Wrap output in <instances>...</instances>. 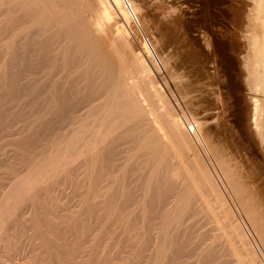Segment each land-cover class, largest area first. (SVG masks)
<instances>
[{
	"label": "bare ground",
	"instance_id": "1",
	"mask_svg": "<svg viewBox=\"0 0 264 264\" xmlns=\"http://www.w3.org/2000/svg\"><path fill=\"white\" fill-rule=\"evenodd\" d=\"M254 2L255 9L250 16L242 7L235 32L230 26L227 28L224 15L221 22L226 23V28L219 21L225 29L216 32L215 28L214 32L211 29L215 25L210 29L209 23L213 18L208 11L211 0H0V87L5 86V94L12 102L40 104L39 111L36 110L38 113L34 110L36 115L40 118L50 116L54 122L50 145L46 146L49 150L44 149L48 153L43 150L45 155L36 160L37 164L35 162L24 177L12 183L0 202V228L12 214L25 216L22 212L24 196L30 194L31 188L33 191L44 178L50 180L48 177L59 173L55 177L56 182L57 177H66L65 183L71 189H81V192L74 189V194L84 193V199L90 200L94 192L98 194L101 190V197L122 201L121 205L115 201L120 209L118 206L114 209L110 207L113 209H109L111 213L108 211L110 217L116 216L113 212L119 209L121 215L141 218L140 228L137 225L136 229L142 239L137 233L134 235L136 239L129 233L135 242L130 235L128 237L132 240H129L130 243H138L133 244L136 249L139 243L144 245V241L147 248L150 245L149 249H154L155 262L152 264H165V259L166 264H190V255H195L196 258L193 257L197 261L192 262L197 264H264V194L261 197L259 191L255 192L248 185L253 181L250 183L243 179L238 168L240 164H235L236 160L232 162L237 155L232 153V157L228 154L231 151L225 152L224 148L228 149L229 145L224 147L225 140L217 137L218 127L212 125L219 113L209 111L212 106L207 108L213 102V99L210 100L212 96L225 104L226 108L222 106L219 111L226 110L225 115L227 113L232 89L236 87L231 73L235 62L234 55L230 53L233 50L241 69L244 68L242 72L245 70L246 74L242 80L247 87L253 135L264 148V0ZM209 10L212 11L211 8ZM131 12L138 20L139 30L144 32L146 29L150 33L160 59V68L149 60L142 43L134 42L132 35L137 34V28L134 27ZM245 40L248 44L246 54L243 52ZM175 54L178 64L189 68V62L190 70H185L195 73V79L190 78L194 83L188 80L186 83L183 81L186 85L181 84V80L178 82L180 87L183 85L185 88L195 84L199 93H203L200 96L197 94L200 97L197 98L203 101L202 107L206 106L202 117V114L198 116L199 111H195L199 101L195 100L196 104H192V100L189 103L190 98L186 104H191L187 108L191 112L178 105L180 98L173 101L177 107L174 108L166 96L170 91L166 89L165 95L156 79V75L167 72L169 60ZM184 75H188L186 79L191 76ZM214 84L219 87H213ZM193 90L192 94L196 93ZM207 94L211 96L207 97ZM180 110L187 111L194 118L207 154L199 149L185 130L179 118ZM204 159L208 165L217 168L214 170L221 174L222 184L215 180H221L219 176L214 179ZM246 169L251 170L250 167ZM82 182L85 186L99 188L92 192L87 187L92 192L89 194L83 184L82 188H76ZM55 183L53 181L52 184ZM96 183L104 185L100 189ZM229 193L249 221L258 244L248 238V232L242 227L245 222L241 225L237 217L240 212L236 214L237 208L233 206L236 212L232 208L234 204L231 203L235 201L230 200ZM33 195L26 199H32ZM82 197L80 200L83 202H91L88 199L84 201ZM89 203L86 205L89 206ZM34 211L35 208V214ZM109 219L112 220L107 216ZM108 221L104 224L113 226L112 221H109L111 224ZM205 224L209 227L204 229ZM202 241L204 245L201 246ZM192 242L194 245L189 247ZM199 244L201 248L198 249ZM146 245L143 246L145 251ZM187 256L190 257L185 263L183 260Z\"/></svg>",
	"mask_w": 264,
	"mask_h": 264
},
{
	"label": "rangeland",
	"instance_id": "2",
	"mask_svg": "<svg viewBox=\"0 0 264 264\" xmlns=\"http://www.w3.org/2000/svg\"><path fill=\"white\" fill-rule=\"evenodd\" d=\"M211 1H212V4L211 3H210L211 5L209 4L208 11H210V16L213 18L210 17L211 19L209 20V23L211 22L210 29L215 25L211 29L212 31L214 30V32L216 29L218 30L216 32H219V31H221L222 28H223L222 29V31H223L226 28V26H227V28L230 26L229 28L231 30L233 29L232 31L235 32L236 31L235 28H236V26H238L239 20H240L239 14H241V12L243 10L242 7H244L245 12L247 13L248 16L251 15L252 9H255L254 8L255 7V2H254L255 0H211ZM213 2H215V3H213ZM213 4H214L215 8H214ZM216 5H218V6L216 7ZM209 8H211L213 12L211 10H209ZM240 8H241V10H240ZM213 9L214 10L218 9V10H216L214 12ZM221 9H224V10H221ZM223 11H224V13H223ZM227 11H229V13H228L229 15L227 14ZM213 13H215L216 15L214 14V16H212ZM222 15H224L225 18ZM214 17L217 19H215ZM222 17H223V19L226 20V21L225 20L224 21L227 22V24L224 23V24H226V26L224 24H222V22H223ZM214 20H215V22L218 21V23H215ZM219 21L220 22L222 21L221 25H223L225 28L223 26L221 27V25L219 24ZM145 31H146V29H145ZM145 33H148L147 35L150 37V35H149L150 33L148 31H146ZM248 34H249V30L246 32V35H248ZM132 38H133L134 42L137 43V40L134 39V37H132ZM243 52H244V54H246L248 52V44H247L246 40H245V46L243 47ZM230 53H231V55H234L232 57H233V62L234 61L235 62H234V65L232 67L233 69H232L231 73H232V82L234 83V85H236V87H234V89H232L233 91L231 90L232 96H230L231 98H229L227 113L225 115L226 110L222 111V112L219 111V109H222V106L225 107V104L221 101L219 102V100L214 99L210 94L209 95L207 94V97L211 96L210 100L213 99L212 100L213 102L210 103L211 105L209 104L208 105L209 107H207V108H210L212 106L211 110L210 109H208V110L219 113L218 118H216L214 121H212V125L213 126L216 125L219 129V135L217 136V137H219L218 139L221 138L222 141L227 140L226 142L225 141L223 142V144L224 143L226 144V145H224V147H227L228 145L231 146V147L228 146V149L224 148V149H226L225 152L227 153L228 151H231L230 153L228 152V154H230L232 157H233L232 153H234L235 156L237 155L236 158L231 157L232 162H234L233 160H236V162H234V163L237 164V162H238V164H240V167L238 165V168L241 169L240 172L243 176V179L246 180V182H248V181L252 182L253 181L252 183L250 182L252 185L251 184H248V185H250V187L255 192L259 191L258 194L261 197H263L262 195L264 194L263 193L264 192V178H263L264 177V148H262L260 143L259 144L257 143L258 141H257V139L255 140L256 137L253 135V131H252V125H251V119L252 118H251V112H250L251 107L249 108L250 103L246 98L247 94H248V92L246 90L247 87H245L246 84L244 85L243 80H242V78L246 77L245 70H243V72H242V69H244V68L242 67V69H241L239 59H238L235 51L231 50ZM177 54H175L176 56L173 55L174 58L172 57L169 60V65H168L169 69L167 70V72L161 73V75H163L164 73L165 74L167 73L166 74L167 76H164L165 74L163 75L164 77L161 75H156V73L154 72L155 75L157 76L156 79L158 80V83H160L159 84L160 87L161 88L163 87L164 90L163 89L162 90H163L165 95L167 94L168 91H170V93L168 92V94L166 96H167V99H169L170 103L174 106V108H177V107L173 101H175V100L178 101V99L180 98L179 102H177V101L176 102L178 103L179 106L181 105L180 107L187 109L191 105V104H188V106H187V104H186L188 101L187 99L190 98L189 103L192 100V104H196V103L198 104V105L196 104V106L195 105L194 106H195V108H198L195 111L196 112L199 111L198 116H200L202 114V112L204 114V112H205L204 108L206 107V106H204V108H203L202 107L203 101H200L198 99V98H200V97H198V95L200 96V94H203V93H201V92L199 93V90L197 89L196 85L193 84L194 82L192 80L195 79V73L192 71H190V73L188 72L190 70L191 64L188 62L189 68L181 65L180 63L178 64L177 62H179V59H176V58H178ZM176 60H178V61H176ZM183 67H184V69H183ZM174 68H178L179 71L176 72L177 69H174ZM181 69H183V70H181ZM185 69H187L188 71H186ZM170 70H171V72H170ZM184 71L188 72V73H184ZM178 72H180L181 74H182V72L184 74H190L191 76H189V79L188 78L186 79V77L188 75L187 76H185L184 74L180 75ZM191 72L193 73V75ZM169 73H170V75H169ZM183 76H185V77H183ZM171 77H173V78H171ZM192 77H193V79L191 80L190 78H192ZM183 78H184V80H183ZM159 80H161L162 82ZM165 80H166V82L164 83ZM174 80L175 81L177 80V81L175 82ZM178 80H181V81H179L180 83L183 81H185V83H186L187 80L189 81V83L193 82L192 84L194 85V87L190 86V85L189 86L187 85L186 88L183 85H181V87H180V83L178 82ZM172 81H174L175 83ZM0 83H1L0 85H2V82H0ZM163 83H164V85H163ZM176 83L179 84V86L177 84V86L179 88L177 86H175ZM183 83H181V84H183ZM185 83H184V85H186ZM238 83H239V85H238ZM171 85H173V86H171ZM174 86H175V88L176 87L177 88L175 89ZM216 86L219 87L218 84L213 85V87H215V88H216ZM167 87H169V88H167ZM190 87L191 88L193 87L192 89H194L193 91L196 92V93H194L196 96H194V94H192L193 92L191 91L192 89H189ZM1 88H2V90H1ZM181 88L183 90H181ZM173 89H174V91H173ZM177 89H179V90H177ZM185 89H188V90H185ZM175 90L177 92H175ZM189 90H190V92H189ZM171 91H173V93H171ZM186 91H188L189 93H187ZM185 92L187 93V96H186ZM5 93H7L5 86H1L0 87V113H1L0 114V202L4 198L5 194L10 190L11 186L15 183V181L16 180L18 181L22 177H24V175L27 174V172H29L31 167L35 166L33 164L35 162H36L35 164H37L38 158L40 159L43 157V155H45L43 153L48 149V147H46V146L50 145L52 128L54 125V122L52 123L50 116H48L47 118H45V117L40 118L39 115H36L38 113L37 111H39V109H37V108H39V106H41L40 104L38 106L35 103H30V102H29L30 104L25 103L27 105H25L24 103L16 102V101L12 102L13 100H10L9 95H7ZM174 93H175V95H174ZM182 93H183V95H182ZM188 94H190L191 96ZM168 95H170V96H168ZM172 96H174L173 97L174 100H173V98H171ZM181 96H182V98H181ZM193 97H195L196 99ZM181 99H183V100H181ZM195 100L199 101V103L198 102L195 103ZM214 100L217 102H215ZM181 102H182V104H181ZM183 102H184V104H183ZM200 104H202V105L200 106ZM219 104H221V105H219ZM218 105H219V107H217ZM231 105H232V107H231ZM214 106H216L215 109H214ZM199 108H201L202 110H199ZM212 108H213V110H212ZM34 110L35 111L37 110L36 111L37 113H35ZM31 111H33V114ZM189 112H191V111H189ZM203 114L200 117H202ZM222 114H223V116H222ZM35 116L37 118L36 119L37 121L34 120ZM38 116H39V119H38ZM30 122H32V123H30ZM41 123L43 125H41ZM214 123H216V124H214ZM228 123H229V126H228ZM29 124L30 125L32 124V126L30 127ZM33 125H34V127H33ZM227 126L229 128H227ZM4 128H5V130H3ZM230 128H231V130H229ZM223 132H224V134H223ZM234 132H235V135H234ZM225 133H227L228 135ZM235 141H236V143H235ZM235 145L236 146L238 145V146L236 147ZM44 149H46V150H44ZM233 149L234 150L236 149V150L233 151ZM43 150H44V152H43ZM241 152L244 153L245 155L242 156L243 154ZM200 153H202V152L200 151ZM247 156H248V158H247ZM204 161L208 165V161L206 159H204ZM247 161L251 164V166H248L249 163ZM254 161L257 163H255ZM257 164H259V165H257ZM212 166H213L212 164L208 165L210 170H212L211 172H213L212 174L214 176V179L217 176H219L221 180H219V179H215V180L218 182V184H220L219 182L221 181V184H222L223 180H222L221 174L217 170L216 171L214 170V169H217L215 166H214V168ZM255 166L258 168L256 169ZM245 167L246 168L250 167L251 170H253V168H254L255 170L251 172V170L246 169ZM251 167H253V168H251ZM244 169L246 171H244ZM242 171L245 173V175H244V173H242ZM255 171H256V173H255ZM249 172L251 174H249ZM246 174L249 176H247ZM253 174L255 177L257 176L256 177L257 179L253 176ZM58 175H59V173L56 176H58ZM60 175H61V173H60ZM56 176L48 177V178H50V180L46 178L47 181L44 178L42 180V182H39V184L36 183L39 186L35 184L37 186V188L35 186V189L33 191H32L33 188H31V191H29L30 194H26L24 196V198L25 197L27 198L28 196H30V198H31L32 197L31 195H33V193H34L33 198H35V199L28 198V200L25 198L23 201L24 202L23 208H22V201L20 202L21 206H20V204H19V206L22 208V212H24L23 215L25 214V216L20 217V216H22V215H20L19 216L20 218H19L18 216L17 217L15 216L16 214H12V217L10 216L11 218L7 219V222L5 221L7 224L5 223L6 224L5 225L3 223L2 228H0V233H1L0 234V264H74L76 262L74 260H77V262H76L77 264H152L155 262L154 249H152V247H151L150 249H152V250H150L149 249L150 245L147 248V245L145 244L144 240H142V242L144 241V245H143V243H139L140 246H138L139 248H137V249H136V247H137L136 245H138V243H132V242H131L132 244L130 243V241H132L134 238L136 239V237L134 236L135 233H137L136 234L137 236H138V234L140 235V232L138 233L137 232L138 229H136V228L138 226H139L138 228H140L141 220H139V219H141V218H137L135 215L134 216L136 218H134V216H132V215L130 216L131 217L130 218V217L126 216L124 213H123V215H121L119 212H122V211L119 210L120 206H118V205L119 204L121 205L120 202H122V201L118 202L119 199L115 200L118 203V205H116V203L113 199V201L115 203V205H114V203H112L113 201L110 200L109 197L105 198V197H101L102 195L100 196L101 190L98 191L99 192L98 193L99 198H98L97 197L98 194H96V192H94V190L97 191L99 188L98 187L96 189V186H94L95 181L93 182L94 185H92L91 187L85 186L86 184L84 185V183L82 182L76 188H78L79 186L82 188V186L84 185V187H86V189L89 192L91 190H89L87 187H89L92 190L94 189L92 192H94L95 194L94 193L93 194L96 196L95 197L92 194V196L90 197V200H89V198H87L88 201H91L90 203L87 202V203H89L88 204L89 206H87L86 205L87 203L83 202V200H80V198L83 195L85 196V194L83 193L84 188L82 189L83 195L81 193H79L80 195H82L81 197H79L78 196L79 194H77V193H76L77 197H74L76 195V194H74L76 192L75 190H77V189H75V188H74L75 190L71 189V186H69L65 183V182H67L65 180L66 177L64 178V177L60 176L64 180L60 177H59L60 179L57 177V179L59 181L61 180V182L59 183L58 180L56 182V180H55ZM246 176H247V178H246ZM219 177H217V178H219ZM249 177L251 178V180H249L250 179ZM260 177H262V178H260ZM258 178L262 179L263 183ZM52 179H54V180H52ZM258 180H260L261 183ZM50 181H51V184H50ZM53 181H54V183L56 182L60 185L57 186L56 183H55V185H53L52 184ZM86 183H88L87 185H89V182H86ZM63 184H64V186H63ZM96 184L100 186V189H101V186L104 185L103 183L101 185L99 183H96ZM256 184H259V186H257ZM40 185H41V187H40ZM68 186L70 188H68ZM93 186H94V188H92ZM257 187H259V188H257ZM70 189L72 190L71 194H74V196L70 194V192H71ZM73 190H74V192H73ZM79 190H81V189H79ZM79 190H77V192ZM103 190H105V189H103ZM103 190H102V193L104 192ZM34 191H36V192H34ZM86 191H85V193H86ZM227 191H229V190L227 189ZM79 192H81V191H79ZM92 192H90L89 194H91ZM84 196L82 197L83 199H84ZM93 196H94V198H92ZM229 196H230V198H232L230 200H232L234 202L235 199H233L231 193H229ZM85 199H84V201H85ZM87 199H86V201H87ZM91 199H93V200H91ZM263 201H264V199H263ZM263 201H261V202L263 203ZM235 203H236V201L234 203H231V205L234 204V205H232V208L234 209L235 212H236V209L233 206H235L237 208L238 211L236 212V214L239 212L241 213V214L239 213L240 215L237 214V217H239L238 219H239L240 223L242 222L241 225L244 222H245L244 225L245 226L247 225L248 229H247V227L245 228V226H242V227L245 229L246 232L249 233V235H248V233H246L248 238L253 240L254 243L257 242L256 244H258V241H256L257 238L254 235V232L251 231L252 227L251 226H250L251 228L249 227V225H250L249 221L246 220L247 219L246 216H243L242 211L239 210L237 203H236V205H235ZM103 204H104V207H102ZM32 205H34V207ZM111 206H112V208L116 207V206H118L117 208H119L117 212H113V213H116V216L115 215H114V217L112 216L113 218L109 216V213H111L109 209H111V211L114 209V208L113 209L110 208ZM34 208H35L34 212H36L35 214L33 213ZM93 208L96 209L97 211L96 210L93 211ZM104 208H105V210H104ZM90 209H91V211H90ZM115 210H117V209L115 208ZM108 211H109V213H108ZM113 213H112V215H113ZM241 215H242V217H241ZM107 216H108V218L112 219L111 221H112L113 226H110V225L108 226L107 223L104 224L105 221L106 222L108 221ZM22 218H24V219H22ZM101 218H102V220H101ZM114 218H116V219H114ZM8 220H9V222H8ZM109 221H110V219H109ZM109 221H108V224H111L110 223L111 221L110 222ZM38 225H39V227H38ZM125 226H126V228H125ZM207 226L209 227L208 224L207 225L205 224L203 226V228L204 227L207 228ZM113 228H115V229H113ZM203 228H201V230ZM104 229H105V231H104ZM127 229H129L130 231ZM197 230L200 231V229H197ZM81 231H82V233H81ZM3 233H4V235H3ZM83 233H84V235H83ZM129 233L132 234L134 238H132V236ZM250 234H251V237H250ZM128 235H130L132 240L130 239V237H128ZM97 237H98V239H97ZM79 238L81 240H79ZM139 238L142 239L141 236ZM134 240H133V242H135ZM93 242H94V244H92ZM138 242H141V240H139ZM64 243H65V245H64ZM254 243H253V245H254ZM133 244H136V245L133 246ZM192 244L194 245V243L192 242L191 244H189V247ZM145 245H146V249H147L146 251L144 250ZM202 245H204L203 241H202L201 246ZM141 248L143 251L141 250ZM199 248H201L200 244L198 245V249ZM141 251L143 252L144 256H142L143 254ZM167 256H168V254H166V257ZM190 256H191V258L188 259ZM190 256H187L185 258L183 257L184 260L183 259L182 260L185 263L188 262V261H185L186 258L188 260L192 259L193 261L194 260L197 261V259H195L196 258L195 255H193L195 258L192 255H190ZM72 257L73 258L75 257V258L73 259ZM71 258H72V260H71ZM192 260H191V262H189L190 264H197L196 262L193 263ZM164 263L166 264V259H165ZM157 264H162V263L159 262Z\"/></svg>",
	"mask_w": 264,
	"mask_h": 264
},
{
	"label": "built area",
	"instance_id": "3",
	"mask_svg": "<svg viewBox=\"0 0 264 264\" xmlns=\"http://www.w3.org/2000/svg\"><path fill=\"white\" fill-rule=\"evenodd\" d=\"M131 16L133 19L134 27L137 28V34L134 33L133 37L139 42L142 43L143 47L146 50L147 56L149 57V60L158 68H160V59L159 56L157 55L152 41L150 37L145 34L143 31L139 30L138 26V20L134 16V14L131 12ZM136 23V24H135ZM179 118L182 122V124L185 127V130L187 133L191 136V138L195 141L199 149L204 153L207 154V148L206 145L202 139L201 133L198 130L197 124L194 120V118L185 110H180L179 111Z\"/></svg>",
	"mask_w": 264,
	"mask_h": 264
}]
</instances>
